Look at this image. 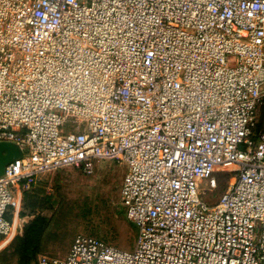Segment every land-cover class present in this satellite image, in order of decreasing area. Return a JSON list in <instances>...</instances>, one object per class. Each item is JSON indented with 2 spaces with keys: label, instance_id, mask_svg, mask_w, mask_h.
I'll return each mask as SVG.
<instances>
[{
  "label": "built area",
  "instance_id": "built-area-1",
  "mask_svg": "<svg viewBox=\"0 0 264 264\" xmlns=\"http://www.w3.org/2000/svg\"><path fill=\"white\" fill-rule=\"evenodd\" d=\"M263 100L264 0H0V242L46 175L114 160L134 250L35 264H264Z\"/></svg>",
  "mask_w": 264,
  "mask_h": 264
},
{
  "label": "rangeland",
  "instance_id": "rangeland-1",
  "mask_svg": "<svg viewBox=\"0 0 264 264\" xmlns=\"http://www.w3.org/2000/svg\"><path fill=\"white\" fill-rule=\"evenodd\" d=\"M67 121L61 129L63 135L73 131ZM128 165L114 160H104L94 166L92 173L81 168L68 167L48 174L34 192H40L43 210L38 216L45 219L39 256L65 258L78 235L94 236L124 251H133L137 240V229L125 216L116 212L121 207L120 192ZM215 193L205 191L203 200L210 205L218 202L229 181ZM23 207V204H22ZM18 210L14 233L0 242V264H19V258L11 246L22 237L24 227L31 216H22L24 208Z\"/></svg>",
  "mask_w": 264,
  "mask_h": 264
},
{
  "label": "trees",
  "instance_id": "trees-1",
  "mask_svg": "<svg viewBox=\"0 0 264 264\" xmlns=\"http://www.w3.org/2000/svg\"><path fill=\"white\" fill-rule=\"evenodd\" d=\"M258 129L264 131V100L263 104L259 108V125ZM230 173L224 172L218 174V182L220 188L222 184V179L227 182L229 181ZM226 187H228L226 185ZM35 189L31 191H25L23 193L22 204L25 213H21L22 216H31V221L24 227V233L22 237H18L14 243L11 245L15 248L14 254L19 258V264H35L39 257L41 251V242L45 229L47 228L45 219L38 216V211L43 210L40 192H34ZM227 190V188H226ZM225 190V191H226ZM116 212L120 216H125V209L121 207H116ZM13 215H9V219L12 220Z\"/></svg>",
  "mask_w": 264,
  "mask_h": 264
},
{
  "label": "water",
  "instance_id": "water-1",
  "mask_svg": "<svg viewBox=\"0 0 264 264\" xmlns=\"http://www.w3.org/2000/svg\"><path fill=\"white\" fill-rule=\"evenodd\" d=\"M22 156L21 149L14 143L0 142V176L4 175L6 166Z\"/></svg>",
  "mask_w": 264,
  "mask_h": 264
},
{
  "label": "crops",
  "instance_id": "crops-1",
  "mask_svg": "<svg viewBox=\"0 0 264 264\" xmlns=\"http://www.w3.org/2000/svg\"><path fill=\"white\" fill-rule=\"evenodd\" d=\"M46 176H47V175H46ZM46 176H45V177H46ZM45 177H44V178H45ZM44 178H43V179H44ZM43 179H42V180H43ZM41 182H42V181H41ZM39 184H40V183H39ZM34 189H35V188H34ZM70 250H71V249H70ZM69 252H70V251H69ZM69 252L67 253V255L69 254ZM67 255H66V256H67Z\"/></svg>",
  "mask_w": 264,
  "mask_h": 264
}]
</instances>
